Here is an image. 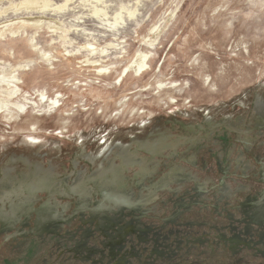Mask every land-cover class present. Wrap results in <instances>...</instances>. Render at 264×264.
I'll list each match as a JSON object with an SVG mask.
<instances>
[{
  "label": "rangeland",
  "instance_id": "374dc122",
  "mask_svg": "<svg viewBox=\"0 0 264 264\" xmlns=\"http://www.w3.org/2000/svg\"><path fill=\"white\" fill-rule=\"evenodd\" d=\"M34 1L0 0L50 18L0 38V264H264V0Z\"/></svg>",
  "mask_w": 264,
  "mask_h": 264
},
{
  "label": "bare ground",
  "instance_id": "6f19581e",
  "mask_svg": "<svg viewBox=\"0 0 264 264\" xmlns=\"http://www.w3.org/2000/svg\"><path fill=\"white\" fill-rule=\"evenodd\" d=\"M96 1H98V0H96ZM67 2H68V0L65 3L67 4ZM19 7L27 8L29 10H33V9L41 10V9H44L45 5H43L40 2L38 3L37 1H34V0H24V3L21 4V6H19ZM134 11L135 10H132L131 11V9L128 10L127 11L128 12V15L131 16ZM119 13L120 12H118V14ZM94 14H97V15L103 14V15H105V11L103 9H101V8L100 9H97L95 7L94 8ZM118 14H116V15H118ZM44 20L50 21V18L44 19V18H41V17H30V18H26V19H21L22 26L20 28H14V27L5 28V29H3V30L0 31V38L4 37L5 34H6V32L9 33L10 35L17 34L19 32V30L24 29V27H25L24 24L30 25V27H32L34 29L35 28H40L42 25H44ZM48 29H50L52 31H56V30H59L60 29V25H59V23L56 24L54 22V23H52V25L48 24ZM138 57L135 58V60L132 62V64L129 67L130 68H133L135 70V72L140 73V72H142L144 70V68L146 66V60H144V58L146 56L143 55V54H140ZM1 108H3V107H1Z\"/></svg>",
  "mask_w": 264,
  "mask_h": 264
}]
</instances>
